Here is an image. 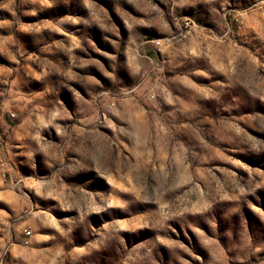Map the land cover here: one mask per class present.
Segmentation results:
<instances>
[{
  "label": "rangeland",
  "instance_id": "1",
  "mask_svg": "<svg viewBox=\"0 0 264 264\" xmlns=\"http://www.w3.org/2000/svg\"><path fill=\"white\" fill-rule=\"evenodd\" d=\"M0 264H264V0H0Z\"/></svg>",
  "mask_w": 264,
  "mask_h": 264
}]
</instances>
